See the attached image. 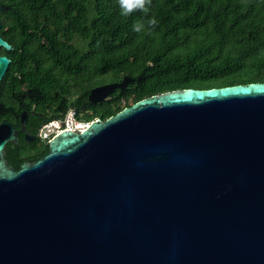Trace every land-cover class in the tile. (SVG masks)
<instances>
[{
	"label": "water",
	"instance_id": "obj_1",
	"mask_svg": "<svg viewBox=\"0 0 264 264\" xmlns=\"http://www.w3.org/2000/svg\"><path fill=\"white\" fill-rule=\"evenodd\" d=\"M8 143L2 120L0 264H264V82L143 97L18 169Z\"/></svg>",
	"mask_w": 264,
	"mask_h": 264
},
{
	"label": "trees",
	"instance_id": "obj_2",
	"mask_svg": "<svg viewBox=\"0 0 264 264\" xmlns=\"http://www.w3.org/2000/svg\"><path fill=\"white\" fill-rule=\"evenodd\" d=\"M20 2L29 106L46 111V120L72 107L75 120L90 122L174 89L264 82V0H151L147 14L128 17L120 14L119 0ZM151 18L154 27L132 30ZM124 76L132 78L124 88L85 101L91 88ZM9 104L17 107V98ZM14 113L0 108V121L14 122ZM22 144L5 148L15 169L48 150L47 142Z\"/></svg>",
	"mask_w": 264,
	"mask_h": 264
},
{
	"label": "flooded vegetation",
	"instance_id": "obj_3",
	"mask_svg": "<svg viewBox=\"0 0 264 264\" xmlns=\"http://www.w3.org/2000/svg\"><path fill=\"white\" fill-rule=\"evenodd\" d=\"M20 10V0H0V38L10 45V48L0 45V57H6L9 60L0 76V108L13 113L14 110H21L14 113V122L9 121L18 131L17 144L35 146L41 142H48L57 134V130L63 128V119L72 107L68 108L63 115L46 120V111L38 112L29 106L28 31L23 30L19 23ZM14 97L17 98V107L9 104V100ZM24 112H26V121L22 130L21 115ZM49 126L51 131L45 134L50 130Z\"/></svg>",
	"mask_w": 264,
	"mask_h": 264
},
{
	"label": "clouds",
	"instance_id": "obj_4",
	"mask_svg": "<svg viewBox=\"0 0 264 264\" xmlns=\"http://www.w3.org/2000/svg\"><path fill=\"white\" fill-rule=\"evenodd\" d=\"M151 0H119L120 14L124 17L130 16L134 12H142L147 14ZM157 24L155 18L148 21L147 26L142 22L134 23L132 30L136 33L146 31L147 27H154Z\"/></svg>",
	"mask_w": 264,
	"mask_h": 264
},
{
	"label": "built area",
	"instance_id": "obj_5",
	"mask_svg": "<svg viewBox=\"0 0 264 264\" xmlns=\"http://www.w3.org/2000/svg\"><path fill=\"white\" fill-rule=\"evenodd\" d=\"M88 123L89 122L75 120L73 110H69L63 119V128L62 129L81 131L84 127L87 126ZM61 130H57L56 133H58Z\"/></svg>",
	"mask_w": 264,
	"mask_h": 264
},
{
	"label": "rangeland",
	"instance_id": "obj_6",
	"mask_svg": "<svg viewBox=\"0 0 264 264\" xmlns=\"http://www.w3.org/2000/svg\"><path fill=\"white\" fill-rule=\"evenodd\" d=\"M49 128H50V130H48V131L46 130L47 132H46L45 134H47L48 132H50V131H51V127H50V126H49Z\"/></svg>",
	"mask_w": 264,
	"mask_h": 264
}]
</instances>
